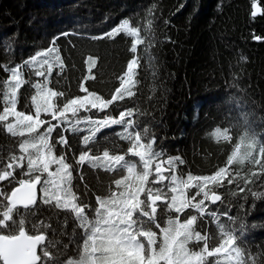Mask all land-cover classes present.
<instances>
[{
    "label": "snow or ice",
    "instance_id": "6c2138e0",
    "mask_svg": "<svg viewBox=\"0 0 264 264\" xmlns=\"http://www.w3.org/2000/svg\"><path fill=\"white\" fill-rule=\"evenodd\" d=\"M155 7L153 4L147 10L149 17ZM256 14L254 3L253 17ZM151 29L152 19H148L147 30ZM120 33L132 37L133 57L118 77L119 87L110 99L90 91L83 82L95 78L92 56L86 61L89 75L79 83L84 95L69 97L49 86L54 67L64 68L56 39L22 64L0 65L8 73L6 79L0 78V129L17 138L7 157L0 154V182L7 181L0 186V264H261L264 252L251 251L244 220L225 212L224 222L218 212L208 211L206 202L222 201L217 189L225 184L235 185L231 190L234 197L240 193L245 194V200L249 193L256 199L264 197V191L252 187L264 188V140L242 113L234 125L238 142L225 165L212 174L184 172L180 166L185 161L179 155L165 158L149 128L141 131L139 122L131 119L133 109L120 111L118 117L105 113L114 102L134 95L140 64L137 45L144 40L141 27L132 26L129 19L103 35L90 37L114 39ZM26 69L30 76L43 79L26 80ZM26 84L35 90L30 106L27 102L23 105L30 109L27 112L17 108L20 90ZM94 111L105 114L102 118L87 114ZM49 116L51 119L42 118ZM113 125L123 126L116 135L130 145L122 154L115 140L106 144L97 139L102 129ZM54 132L58 135L55 142ZM64 132L73 134V144L78 141L82 145L78 156L73 153L75 165H88L112 176L106 187L100 182L91 192L94 203L78 194L73 172L79 169L65 152L57 154V144L72 151ZM211 136L232 140L229 128L217 127ZM129 155L138 160L126 159ZM234 165L238 167L234 169ZM80 179H84L82 173ZM90 191L85 185V196ZM70 222L71 233L67 231ZM209 224H214V229L206 227Z\"/></svg>",
    "mask_w": 264,
    "mask_h": 264
},
{
    "label": "trees",
    "instance_id": "16d2710c",
    "mask_svg": "<svg viewBox=\"0 0 264 264\" xmlns=\"http://www.w3.org/2000/svg\"><path fill=\"white\" fill-rule=\"evenodd\" d=\"M254 3L258 8L255 17ZM153 4L156 7L149 17L147 10ZM124 19H129L134 27H141L144 40L137 45L140 64L135 79L138 82L132 88V97L114 102L105 113L118 117L120 111L133 109L131 119L139 122L141 131L149 128L150 137L155 136V146L165 151V158L179 155L185 161L181 169L194 175H210L225 165L238 142V129L234 125L242 113L264 140V0H0V65L22 64L37 51L52 46L56 39L64 68L61 71L54 67L49 86L68 93L69 97L84 95L79 91V83L89 75L86 61L92 56L96 60L91 70L95 78L83 82L90 91L110 99L119 87L118 77L133 57L132 37L124 33L114 39L90 37L111 31ZM148 19H152L151 31L147 30ZM64 32L69 35H61ZM257 36L259 40L254 38ZM6 44L11 48L5 47ZM7 75L0 67V78L6 79ZM25 79L43 78L30 76V70L26 69ZM34 92L30 84L22 86L18 110H30L23 105L27 102L30 106ZM105 113L87 114L102 118ZM217 127L229 128L232 140L212 137ZM122 130L123 126L113 125L102 129L97 139L106 144L115 140L122 154L130 146L116 135ZM57 132L53 133V142L58 139ZM63 134L72 151L57 144V154L65 152L69 162L79 169L73 172L78 194L86 202L94 203L91 192L96 191L100 182L106 187L112 176L88 165H75L73 153L78 156L82 145L78 141L73 144L71 132ZM105 136L108 141L104 140ZM16 139L0 129V154L7 157ZM126 159L138 160L130 155ZM4 185L7 181L0 182V186ZM85 185L91 190L87 196ZM11 186L6 190L10 191ZM252 187L264 191L256 185ZM234 188L235 185L225 184L217 189L222 201L216 205L206 202L208 211L218 212L224 222H227L225 212L233 217L239 215L245 222L253 254L264 252V197L256 199L250 193L246 200L244 193L234 197L231 193ZM205 219L211 221V217ZM67 231L71 233V223Z\"/></svg>",
    "mask_w": 264,
    "mask_h": 264
},
{
    "label": "water",
    "instance_id": "95a60500",
    "mask_svg": "<svg viewBox=\"0 0 264 264\" xmlns=\"http://www.w3.org/2000/svg\"><path fill=\"white\" fill-rule=\"evenodd\" d=\"M257 13H258V8H257ZM219 202V201H218ZM218 202H216V204L218 203ZM210 203V202H209Z\"/></svg>",
    "mask_w": 264,
    "mask_h": 264
},
{
    "label": "flooded vegetation",
    "instance_id": "af4514ba",
    "mask_svg": "<svg viewBox=\"0 0 264 264\" xmlns=\"http://www.w3.org/2000/svg\"><path fill=\"white\" fill-rule=\"evenodd\" d=\"M71 223V222H70Z\"/></svg>",
    "mask_w": 264,
    "mask_h": 264
}]
</instances>
